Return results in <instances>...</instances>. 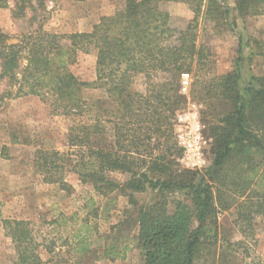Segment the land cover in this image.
<instances>
[{
	"label": "trees",
	"instance_id": "1",
	"mask_svg": "<svg viewBox=\"0 0 264 264\" xmlns=\"http://www.w3.org/2000/svg\"><path fill=\"white\" fill-rule=\"evenodd\" d=\"M24 3L28 0H20V6ZM166 3L188 7L193 18L185 29L170 26V15L162 9ZM263 4L264 0H235L232 11L240 19L263 15ZM229 14L217 0H124L120 9L102 17L89 33L64 38L38 30L13 44H6L9 38L0 33V81L7 79L10 88L19 85V95L50 101L56 113L79 120L68 136L76 150L72 168L78 180L91 184L98 196L117 194L134 206V194L150 190L158 195L154 203L137 207L133 221L134 249L143 264H195L204 243L216 238V230L210 236L208 229L214 226L216 214L212 187L197 182L195 173L175 168L182 150L175 141L173 120L188 102L181 92L182 75L195 78L196 95L205 105L216 100L223 107L222 117L210 131V181L240 197L248 190L250 198L259 193L251 185L262 187L263 176L257 170L263 167L264 174V76H251L241 89L238 58L230 73L201 77L210 51L197 43L198 19L215 24ZM63 40L69 44L64 46ZM260 47L258 56L264 59V46ZM89 48L96 58L92 84L78 81L67 68L77 52L87 53ZM20 59L27 64L18 72ZM137 79L142 80V90L135 89ZM89 85L104 91L99 99H82L81 91ZM5 97L8 94L0 99ZM208 108L217 114L213 106ZM105 124L113 128L110 146L103 143ZM56 156L52 152L44 158L45 172L57 169ZM113 173L127 179L120 183ZM47 174L46 183L61 184ZM174 193H182L189 204L177 201L169 211L165 195ZM255 199L250 214L264 216V193ZM29 225L21 220L2 221L13 246L12 264H43L42 252L49 255L48 263L66 264L71 257L83 258L92 251L88 225L84 234L66 238L71 241L70 256H60L55 241L39 240ZM107 239L103 258L124 260L127 243Z\"/></svg>",
	"mask_w": 264,
	"mask_h": 264
},
{
	"label": "rangeland",
	"instance_id": "2",
	"mask_svg": "<svg viewBox=\"0 0 264 264\" xmlns=\"http://www.w3.org/2000/svg\"><path fill=\"white\" fill-rule=\"evenodd\" d=\"M123 2L28 0L20 6V0H4L0 5V33L9 38L6 44L18 43L23 36L38 30L64 38L71 34L89 33L102 17L111 16L120 9ZM217 3L230 10L227 17L215 24L201 17L198 19L197 43L207 46L210 51L201 77L224 76L235 69L236 60L240 58V88L244 89L251 76H264V59L258 56L260 45L264 46V14L240 19L232 11L235 0H217ZM22 6L23 11L20 10ZM261 8L264 9V4ZM162 9L169 13L170 26L177 30L185 29L193 18L188 7L182 3H166ZM239 39L241 48L238 50ZM62 44L66 46L69 42L63 40ZM251 53L254 54L249 57ZM95 62V51L89 48L87 53L77 52L67 68L78 81L92 84L96 79ZM26 64L20 59L17 71ZM194 82L195 78L188 76L187 85H181V92L188 97V102L186 109L176 114L173 130L175 137L177 116L196 114L202 127L205 161L199 170H189L182 163V152L175 168L195 173L197 182L212 187L216 210L214 226H208L210 236L216 230V238L204 243L195 264H264V216L250 214L249 208L252 202H256L255 198L264 193L263 167L257 170V174L263 176L262 187L251 185L259 192L251 198L249 190L240 197L210 181L213 142L210 131L222 117L223 107L216 100L207 105L199 100ZM142 85V80L137 79L135 89L142 90ZM18 90L19 85L10 88L7 79L0 81V98L6 94L9 96L0 99V264H12L14 259L13 246L2 226L3 220L29 222L39 240L46 244L55 241V252H59L60 256L71 255V241H66V238L71 239L76 232L84 234V225H88L91 253L83 258L71 257V262L66 264H143L141 254L134 249L137 230L133 221L137 207L154 203L159 199L158 195L150 190L134 194L136 206L117 194L98 196L91 184L81 183L73 172L76 150L70 147L68 136L76 130L79 120L56 113L50 101L42 102L36 96L19 95ZM102 92V89L89 85L82 89L81 97L91 102L99 99ZM209 105L217 110V114L208 108ZM112 129V125L105 124V146L111 145ZM52 152L57 153L53 159L57 169L50 167L46 172L60 180L61 184H48L43 179L46 173L43 160L50 158ZM111 176L120 183L127 179L119 173ZM165 200L169 211L173 210L177 201L189 204L182 193L167 194ZM119 223L121 227L110 230ZM108 236L114 241L127 243L129 250L124 260L103 258ZM41 258L43 264H57L48 263L49 255L45 252L41 253Z\"/></svg>",
	"mask_w": 264,
	"mask_h": 264
},
{
	"label": "built area",
	"instance_id": "3",
	"mask_svg": "<svg viewBox=\"0 0 264 264\" xmlns=\"http://www.w3.org/2000/svg\"><path fill=\"white\" fill-rule=\"evenodd\" d=\"M188 76L182 75L181 85L185 86ZM184 90V87L182 88ZM176 144L183 152L182 163L189 170H199L204 165L202 127L194 113L177 116Z\"/></svg>",
	"mask_w": 264,
	"mask_h": 264
}]
</instances>
